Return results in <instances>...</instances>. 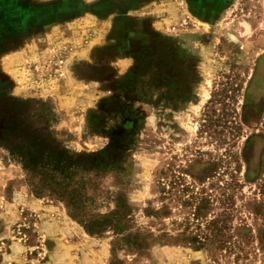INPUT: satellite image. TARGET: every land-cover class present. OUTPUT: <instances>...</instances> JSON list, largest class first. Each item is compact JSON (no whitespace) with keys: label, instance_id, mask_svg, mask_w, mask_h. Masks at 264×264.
<instances>
[{"label":"rangeland","instance_id":"1","mask_svg":"<svg viewBox=\"0 0 264 264\" xmlns=\"http://www.w3.org/2000/svg\"><path fill=\"white\" fill-rule=\"evenodd\" d=\"M188 6L181 20L168 10L169 30L135 51L118 78L115 64L102 63L79 74L100 79L77 81L70 41H27V59L19 44L6 46L0 104L28 100L25 116L72 152L103 153L111 166L122 156L102 174L103 186L115 189L114 169L123 170L133 219L152 235L141 253L117 252L123 264H264L257 237L264 225V0ZM162 185L171 193L162 194ZM202 191L209 199L201 227L227 215V249L208 242L197 250L175 239L195 204L179 200L193 202ZM149 206L167 214L147 216ZM110 239L86 234L62 203L34 197L0 145V264H109Z\"/></svg>","mask_w":264,"mask_h":264},{"label":"trees","instance_id":"2","mask_svg":"<svg viewBox=\"0 0 264 264\" xmlns=\"http://www.w3.org/2000/svg\"><path fill=\"white\" fill-rule=\"evenodd\" d=\"M29 110L28 100L0 104V145L6 148L7 161L20 168L30 193L36 198L62 203L70 219L81 226L86 234L97 237L110 234L113 256L109 264H123L115 256L117 252L141 253L152 235L141 230L133 219L132 208L127 202L126 182L120 176L123 175V170L114 169L116 178L119 176L115 189L105 188L102 183V174L123 162L122 156L116 154L117 159L111 166L103 153L93 155L89 152H72L60 144L55 135L30 121L25 116ZM205 116V126H210L212 122L208 115ZM171 191H166L164 185L160 188L162 194H169ZM187 191H190L189 187L183 185L182 192ZM190 198L179 200L184 207L195 204L185 217L188 220L178 224L183 228L175 239L197 250L205 247L208 242L216 243L215 248L227 249L228 245L221 237L225 236L224 230L229 217L218 213L205 220L202 228L201 221L208 212V194L201 195L193 202ZM164 209L155 210L149 206L145 208V213L147 216L167 214ZM190 217L193 221L196 220L193 228L189 226ZM257 234L264 261V225L257 230ZM160 237L168 235L163 232Z\"/></svg>","mask_w":264,"mask_h":264},{"label":"crops","instance_id":"3","mask_svg":"<svg viewBox=\"0 0 264 264\" xmlns=\"http://www.w3.org/2000/svg\"><path fill=\"white\" fill-rule=\"evenodd\" d=\"M191 1L197 0H0V41L7 40L0 50L7 46L10 51L8 48L19 44L18 50L23 48L20 57L27 59V41H40L46 47L56 40L70 41L75 48L72 64L81 67L80 72L70 68L77 81L100 79L98 72L79 74L82 68L89 72L102 63L107 68L115 64L118 78L131 69L135 51L154 47L159 36L169 30L168 10L181 20ZM103 57L109 61H102ZM14 59L7 62V72L17 64Z\"/></svg>","mask_w":264,"mask_h":264}]
</instances>
